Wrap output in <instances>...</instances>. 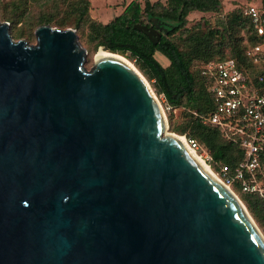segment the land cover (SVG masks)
<instances>
[{
	"label": "water",
	"instance_id": "95a60500",
	"mask_svg": "<svg viewBox=\"0 0 264 264\" xmlns=\"http://www.w3.org/2000/svg\"><path fill=\"white\" fill-rule=\"evenodd\" d=\"M161 23L135 28L158 43ZM36 36L0 21V264H264L238 199L163 134L145 77L117 57L87 70L76 29Z\"/></svg>",
	"mask_w": 264,
	"mask_h": 264
},
{
	"label": "trees",
	"instance_id": "16d2710c",
	"mask_svg": "<svg viewBox=\"0 0 264 264\" xmlns=\"http://www.w3.org/2000/svg\"><path fill=\"white\" fill-rule=\"evenodd\" d=\"M89 2L84 3L80 17L75 26L81 28L90 24L88 40L94 53L104 46L107 51L123 54L135 59L136 65L150 80L155 79V88L159 94L164 93L168 102L174 106L187 104L196 109L200 115L208 114L215 109V99L210 91V80L201 74V69L210 60H221L234 57L246 63V51L264 38L257 34L252 19L238 12L233 13L223 28L210 29L207 32H192L185 38L186 46L181 48L171 37L185 29L187 17L193 11L212 12L221 8V0H169V6H161L159 10L147 3L142 6L139 1L132 0L124 11L107 23L90 20L87 16ZM158 15L169 22L167 33H162L158 43L153 42L147 33L135 28V24H145ZM50 22V19L47 20ZM240 28H247L250 42L242 43L244 37L238 35ZM223 42H230V55L215 59ZM226 42V43H227ZM225 43V44H226ZM224 44V45H225ZM161 52L169 59L168 65H162L155 57ZM195 61L203 63L195 69ZM177 132L186 134L187 138L196 139L210 156L208 162L216 173L227 166L234 169L242 159L241 149L228 141L221 132L204 124L199 116L192 117ZM232 189L240 193V198L250 213L264 227V197L244 192L238 185Z\"/></svg>",
	"mask_w": 264,
	"mask_h": 264
},
{
	"label": "rangeland",
	"instance_id": "374dc122",
	"mask_svg": "<svg viewBox=\"0 0 264 264\" xmlns=\"http://www.w3.org/2000/svg\"><path fill=\"white\" fill-rule=\"evenodd\" d=\"M131 1L132 0H0V21L9 23L11 35L16 41L22 39L30 44L37 43L36 29L44 24L61 29H76L79 43L88 51L85 67L87 70H91L96 64V55L100 47L97 52L94 53V49L91 47V44L88 40L90 24L84 25L81 28L75 26V23L80 17L83 4L89 2L87 16L90 20L99 23H107L113 20L116 16L120 15ZM136 1H139L143 7L149 3V5H153L155 8L157 7L158 10L161 6H169V0ZM221 3V8L218 11L191 12L187 17L185 29L178 31L171 38L177 42L181 48H185V38H187L192 32H207L210 29L223 28L230 16L235 12H238L242 16L249 18L245 14V8L249 4H255L259 8L264 9V0H221ZM48 19H50V22H47ZM155 20H157V22L162 21L161 27L158 29L160 32L166 34L169 22H165L158 15H156L151 18V21L148 23V25H153ZM238 35L244 37L242 43L246 44L247 46V44L250 42L248 37L250 32L247 31V28H240ZM226 42L227 41L220 45L218 41L215 42L217 47H221L220 52L216 53L217 55L215 56V59L230 55L231 45L230 42ZM125 57L145 77L148 85H150L152 91L155 93V96L158 97L164 108L168 120V126L166 130L167 132L165 131L163 134H179L177 132L178 129L189 122L192 117L200 115L196 109L191 108L187 104L186 100L180 106H174L170 104L164 93L159 94L157 92V89L154 85L155 79L150 80L147 75L136 65L135 59H131L127 56ZM155 57L163 66L169 64L168 57H166L161 52H157ZM202 63V61H195L192 68L196 70V68H198ZM199 154L206 161L207 153L203 151ZM206 162L208 163L209 161ZM236 194L239 196V198L241 197L240 193ZM250 215L253 217L251 213ZM253 219L264 236V227L259 222H257L254 217Z\"/></svg>",
	"mask_w": 264,
	"mask_h": 264
},
{
	"label": "built area",
	"instance_id": "2783aa9c",
	"mask_svg": "<svg viewBox=\"0 0 264 264\" xmlns=\"http://www.w3.org/2000/svg\"><path fill=\"white\" fill-rule=\"evenodd\" d=\"M245 14L264 38V9L249 4ZM246 57V63L228 57L203 65L201 74L210 80L215 109L199 117L243 153L234 169L224 166L216 173L222 182L264 197V40L249 47ZM188 142L199 153L206 152L196 139L188 138ZM211 159L207 153L206 161Z\"/></svg>",
	"mask_w": 264,
	"mask_h": 264
},
{
	"label": "bare ground",
	"instance_id": "6f19581e",
	"mask_svg": "<svg viewBox=\"0 0 264 264\" xmlns=\"http://www.w3.org/2000/svg\"><path fill=\"white\" fill-rule=\"evenodd\" d=\"M107 57H117L121 60H123L128 66H130L135 72L136 74H138L140 77L143 78V75L139 72V70L133 66V64L123 55L119 54V53H115V52H111V51H107L105 48L101 47L96 55V61H101L104 58ZM144 80V78H143ZM145 81V80H144ZM146 84L148 85V82L146 81ZM150 87V85H149ZM150 92L160 110L161 113V117L163 120V133L167 130V126H168V122H167V117L164 111V108L160 102V100L158 99V97L155 96V93L152 91L151 87H150ZM167 132V131H166ZM168 134V133H167ZM170 134V133H169ZM172 135L178 137L185 145L186 147L193 153V155L215 176V178L222 184V186L228 191V193L230 195H232L233 197L237 198L239 203L241 204L242 208L244 209V211L246 212V214L249 216V218L251 219V221L253 222V224L256 226V228L259 230V232L262 234L261 230L258 228L256 222L253 220L252 216L250 215V212L247 210L246 206L243 204V202L241 201V199L239 198V196L234 192V190L227 186L226 184H224V182H222V180L218 177V175L216 174V172L212 169V167L204 160V158L198 153L197 150H195L194 148H192L189 145L188 142V138L185 135H179V134H174L172 133ZM263 236V234H262Z\"/></svg>",
	"mask_w": 264,
	"mask_h": 264
}]
</instances>
